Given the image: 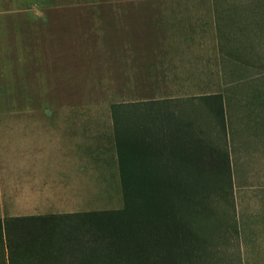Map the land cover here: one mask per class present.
<instances>
[{
	"label": "crops",
	"instance_id": "0c3cea01",
	"mask_svg": "<svg viewBox=\"0 0 264 264\" xmlns=\"http://www.w3.org/2000/svg\"><path fill=\"white\" fill-rule=\"evenodd\" d=\"M185 1L145 7L155 26L142 51L119 53L112 84L144 93L127 104L140 108L132 118L147 141L158 116L167 134L170 116L178 128L198 107L221 108L233 187L264 189V0ZM110 116L1 118L19 126L0 139V203L19 217L101 210L119 179Z\"/></svg>",
	"mask_w": 264,
	"mask_h": 264
},
{
	"label": "rangeland",
	"instance_id": "374dc122",
	"mask_svg": "<svg viewBox=\"0 0 264 264\" xmlns=\"http://www.w3.org/2000/svg\"><path fill=\"white\" fill-rule=\"evenodd\" d=\"M168 2L186 1L0 0V121L19 116L111 115L115 153L122 157H116L118 172L122 166L135 173L139 165H155L153 128L147 141L132 118L140 108L127 104L143 99L144 93L117 91L112 76L119 53L142 51L138 39L155 26L144 22L145 15L153 14L145 7ZM113 102L120 103L110 111ZM172 118L168 129H181ZM192 118L191 130L227 155L231 185L225 192L227 201L210 202L216 210L211 220L216 248L213 244L204 264H264V189L233 187L221 108L198 107ZM13 126L19 124L0 123V139L9 138L10 132L3 128ZM5 153L0 150V162ZM172 154L170 150L168 155ZM120 182L119 178L116 186L105 189L102 209L122 206ZM82 218L57 215L35 220L19 217L18 205L0 203V264H46L42 257L53 250L51 243L65 245L70 235L76 236L72 243L82 237L86 246Z\"/></svg>",
	"mask_w": 264,
	"mask_h": 264
},
{
	"label": "trees",
	"instance_id": "16d2710c",
	"mask_svg": "<svg viewBox=\"0 0 264 264\" xmlns=\"http://www.w3.org/2000/svg\"><path fill=\"white\" fill-rule=\"evenodd\" d=\"M152 128L155 165H139L135 173L120 168V208L30 216L83 217L86 246L82 237L72 243L74 235L65 245L51 243L42 257L46 264H204L216 248L210 202L225 201L231 187L227 155L190 124L167 134L158 121Z\"/></svg>",
	"mask_w": 264,
	"mask_h": 264
}]
</instances>
